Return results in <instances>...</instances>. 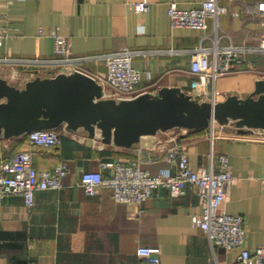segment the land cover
I'll return each instance as SVG.
<instances>
[{
    "label": "crops",
    "instance_id": "crops-1",
    "mask_svg": "<svg viewBox=\"0 0 264 264\" xmlns=\"http://www.w3.org/2000/svg\"><path fill=\"white\" fill-rule=\"evenodd\" d=\"M200 1L150 0L148 12L136 13L125 0H0V32L5 34L0 56L14 60L13 66L1 70V77L23 86L18 75L30 69L25 60L57 57V32L69 39L73 56L82 59L81 66L90 74L106 71L105 54L127 47L134 51L141 87L156 93L176 86L191 93L194 49L256 46L264 36V20L255 3L244 0H220L227 12L217 20L209 18L206 31L171 27L170 2L188 8ZM210 59L213 62V53ZM259 67L264 68L262 53L231 59L229 70L210 81L205 100L218 101L229 94L246 97L256 80L264 78ZM215 130L212 140L211 125L199 132L176 128L146 136L131 148L103 143L84 131L62 130V143L48 147L31 146L25 136L0 138V163L18 151L33 150L39 171L52 170L61 161L70 168L64 187L37 191L31 208L20 195L4 199L0 264H144L140 246L159 248L161 264H243L238 249L213 247L207 233L193 223L202 213L193 184L176 195L157 187L139 216L132 206L115 201L110 189L88 195L79 185L84 171L111 175L118 159L139 158L152 174L163 168L175 172L176 164L166 156L173 138L185 143L194 168L209 166L211 157L226 154L238 181L219 210L244 215L245 244L255 247L264 243V134L240 133L231 124L216 123Z\"/></svg>",
    "mask_w": 264,
    "mask_h": 264
},
{
    "label": "built area",
    "instance_id": "built-area-1",
    "mask_svg": "<svg viewBox=\"0 0 264 264\" xmlns=\"http://www.w3.org/2000/svg\"><path fill=\"white\" fill-rule=\"evenodd\" d=\"M125 1L136 13L150 10V0ZM244 1L254 2L257 14L264 20V0ZM226 12L227 7L222 5L220 0H201L199 4L188 8L181 7L177 2H170L167 8L172 28H192L203 31L208 29L209 18L217 20L219 15ZM40 33H44L43 29ZM53 36L54 52L57 57L25 60L24 65L30 69L23 72L22 76L18 75L19 78H23L24 84L36 76H54L57 73L73 71L86 72L80 64L82 59L73 56L69 39L57 32H53ZM4 37L5 34L0 32V47ZM252 52L264 54V36L256 46H231L224 49L218 46L213 49L200 46L194 49L190 69L196 79L193 81L192 92L189 94L205 100L210 81L214 82L219 74L229 70L231 59L241 61L243 54ZM211 53H213V62L210 59ZM104 58L107 65L106 71L91 74L102 84L103 98L129 99L147 92L146 88L140 86L141 74L133 65V50L125 47L105 54ZM12 62H14L13 59L0 56V77L1 70L5 66H13ZM216 123L211 124L212 140L218 133L215 130ZM62 130L67 129L63 126L56 129L35 130L27 134V137L32 146H53L61 143ZM250 131L264 134L256 129ZM172 142L166 156L169 161L176 164L175 172L163 168L159 173L152 174L141 166L139 158L118 159L114 163L111 175L105 176L102 170L84 171L79 185L88 195H97L104 188L110 189L115 201L132 206L134 214L139 216L144 213V204L157 187H165L170 193L176 195L183 193L187 185L193 184L198 189L202 206V213L193 217V223L207 233L211 245L225 250L238 249V260L243 264H264V243L255 247H247L245 244L247 230L244 215L219 210L227 200L230 188L238 181L232 173L228 155L219 154L216 159L211 157L209 166L194 168L190 163L189 151L185 143L176 138H173ZM33 156V150H22L0 163V208L9 195L22 196L26 207L31 208L37 191L64 187V179L70 172L68 164L61 161L52 170L39 171L34 166ZM148 161L153 160L150 158ZM138 254L144 264H161L160 249L157 247L140 246Z\"/></svg>",
    "mask_w": 264,
    "mask_h": 264
},
{
    "label": "water",
    "instance_id": "water-1",
    "mask_svg": "<svg viewBox=\"0 0 264 264\" xmlns=\"http://www.w3.org/2000/svg\"><path fill=\"white\" fill-rule=\"evenodd\" d=\"M212 122L240 133H264V78L246 97L200 100L181 88L162 87L129 99L103 98L102 84L83 71L36 76L17 86L0 77V138L65 127L103 143L131 148L146 136L172 129L201 130Z\"/></svg>",
    "mask_w": 264,
    "mask_h": 264
},
{
    "label": "trees",
    "instance_id": "trees-1",
    "mask_svg": "<svg viewBox=\"0 0 264 264\" xmlns=\"http://www.w3.org/2000/svg\"><path fill=\"white\" fill-rule=\"evenodd\" d=\"M201 130H202V129H201ZM196 132H199V130H197ZM25 137H26V139L29 141L27 135H26ZM63 139H64V137L62 136V137H61V143H62ZM29 143H30V141H29ZM61 143H60V144H61ZM60 144H58V145H60ZM58 145H53V146H58ZM31 146H32V145H31Z\"/></svg>",
    "mask_w": 264,
    "mask_h": 264
},
{
    "label": "rangeland",
    "instance_id": "rangeland-1",
    "mask_svg": "<svg viewBox=\"0 0 264 264\" xmlns=\"http://www.w3.org/2000/svg\"><path fill=\"white\" fill-rule=\"evenodd\" d=\"M259 72H260V74H264V73H263V72H264V68L259 67Z\"/></svg>",
    "mask_w": 264,
    "mask_h": 264
}]
</instances>
